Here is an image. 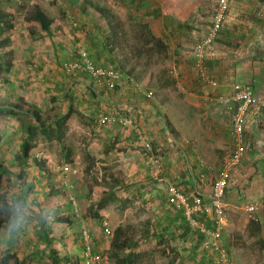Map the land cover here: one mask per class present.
I'll list each match as a JSON object with an SVG mask.
<instances>
[{"label": "crops", "instance_id": "crops-1", "mask_svg": "<svg viewBox=\"0 0 264 264\" xmlns=\"http://www.w3.org/2000/svg\"><path fill=\"white\" fill-rule=\"evenodd\" d=\"M140 2L142 3L136 7V13L130 12L126 19L116 12L127 35V44H132V47L139 49L141 54L143 51H157L168 57L171 55V68H177L175 72L180 78L177 85L178 95L183 96L182 99L173 92L167 93L170 84L166 76L158 81L154 78L155 83H151L153 78L149 76L150 70L147 69L155 63L154 59L150 62L144 60L142 64H138L135 60L141 56L136 55L130 65L131 67L135 65L133 71L124 72L132 75L144 91H151L152 96L148 97L136 89L137 93L133 96L136 103L127 102L122 95L125 91H133L134 87L130 84L118 86L122 89L120 95H95L93 98L99 105L89 106V112L77 107L73 112V123L77 116L84 115L86 117L84 124L90 136L96 133V129H100L104 136L102 148L105 152L119 154V165H123V168L118 166V169H115L118 164H115L113 171L110 166L105 167L108 172L104 177L109 183L119 181L122 170L133 171L131 179L140 187L137 191L141 197L148 196L151 203L156 206L155 212L166 216L170 209L164 198L166 184L174 179H181L180 188L183 192L197 191L205 201H208L210 182L217 175L222 160L231 151V109L223 108L213 101V97L228 93L227 85L231 82L246 83L253 80L264 85V23L254 16L255 11H264V0H230L225 22L208 45L205 56L208 74L217 82L214 88H205L197 80L191 48L186 52L184 40L187 37L183 39L184 25L190 27L196 20L198 26L200 25L201 18L198 12L203 0ZM169 2L167 10L166 3ZM134 3L129 5L134 8ZM196 11L197 14L194 15ZM189 17L193 19L190 20ZM200 22L204 23L201 24L200 34L192 36L197 37L194 42L204 34L207 27L206 20ZM131 23L134 24V30L130 33L128 27L133 26ZM115 56L116 59L119 58L118 55ZM146 57L148 55L144 56ZM138 67L144 71L141 83L136 75L134 77L132 74ZM168 71L174 72L173 69ZM158 86H161V90H158ZM192 91L195 94H191ZM207 92L212 100L200 97ZM260 92H264V86ZM174 104L177 107L175 109L172 108ZM99 113L125 116L129 118L130 126H122L117 121L116 124L110 121L103 126L98 123L96 125ZM165 119L174 129L175 135L170 131ZM80 123L83 124V121L80 120ZM132 125L141 127L142 133L136 134L131 128ZM244 143L245 152L241 160L231 168L226 182L225 224L221 235L222 243L227 242L231 245L228 248L230 255L237 260L255 257L253 254L261 257L260 253L264 248V211L258 212L255 222L247 221L242 213V206L245 203L264 200L263 115L254 113L246 119ZM177 146L181 154L175 151ZM155 166L160 168L162 180L154 177ZM142 184L146 186L143 187ZM123 193L128 194L124 191ZM169 216L178 218L177 226L186 223L179 210L171 211ZM196 216L202 218L208 227L211 226L209 217ZM3 226H0V255L9 242L8 230L5 233Z\"/></svg>", "mask_w": 264, "mask_h": 264}, {"label": "rangeland", "instance_id": "rangeland-1", "mask_svg": "<svg viewBox=\"0 0 264 264\" xmlns=\"http://www.w3.org/2000/svg\"><path fill=\"white\" fill-rule=\"evenodd\" d=\"M94 1L109 5L124 19L128 18L127 16H129L130 12L136 13L137 11L136 7L132 8L130 6L133 2L131 3L129 0ZM34 3L39 4L41 9L53 19L47 34L43 31H31L26 23V16L31 11ZM126 5L129 7H126ZM213 5L214 0H203V3L199 5L201 6L198 12V16L201 18L199 19L200 21L206 20L209 22ZM0 7L12 15V28L7 30V32L13 49L11 67L8 71H0V82H4L2 87L0 83V103L20 95L27 101L37 104L43 116L63 112L68 102L67 95H63L60 90L62 74H64L61 72V63L64 59L72 57L78 50L86 52L82 46L80 31L76 28L73 18V12L76 8L73 9L74 7L68 6L67 0H0ZM195 14H197V11ZM189 18L190 20L193 19L192 17ZM196 21V25L193 23L190 27L183 26V34H185L183 39L187 37L184 40L187 48L186 52H189L192 43L197 38L192 36L200 34L201 24L204 23L199 21L200 25L198 26V21ZM132 25L128 27V32L130 33L134 30V24ZM128 36L132 40L129 33ZM129 45L133 46L132 44ZM115 55L119 56V52L116 51ZM145 55H148V57L144 58ZM139 56L141 57L135 60L138 64H142L144 60H149L150 62L154 59L155 63L151 65V68L147 69L150 70L149 76L153 78L151 83H155L154 78L158 81L166 76L168 84L171 86H168L167 93L173 92L182 99L183 96L178 95L179 89L177 86L180 78H178L179 74L175 72L177 68H171V55L168 57L157 51H143L142 54L140 52ZM133 60L134 58L120 66V68L123 71H128L129 69L133 71L135 65L130 68ZM156 60L158 61L157 63ZM172 69L174 72L168 71ZM136 71L138 72L135 73ZM143 72L138 67L132 73L134 77L136 75L140 83ZM171 77L172 79H169ZM85 85V83L77 82L76 85L69 88L71 91L70 96H73L72 88L81 91L85 89ZM94 87L96 89L100 88L97 85H94ZM166 87L167 85H165V89ZM158 90H161V86H158ZM52 96H57L58 98L53 100ZM172 108L175 109L177 107L174 104ZM73 115L74 113L67 120L64 136V142L71 148L72 160L64 157L60 144L56 140H49L38 133L36 143L30 150L29 161L25 165L30 172L28 181L34 184L32 189L34 196H40L38 194L41 180L39 176L41 169H44L45 183L48 184V187L58 188L63 195L64 204L61 207V211L72 215L71 213L73 212L68 199L70 194L74 196L77 202L78 216L73 219L71 225L62 231V236L66 239L53 238L49 234L50 238H53L51 244L60 256L75 257L81 255L82 240L80 231L82 228L90 230L96 249L108 255L112 230L118 224L132 227L135 230L133 237L138 240L144 234L147 223L154 217L156 206L151 203V199L148 196L141 197V194L135 189V194L129 190L130 192L126 195L123 193L124 190L116 189L114 191L115 199L108 200L106 205L98 210L99 216L93 214L98 194L101 190L107 191L111 186L109 180L104 177L105 173L107 174L108 172L105 167L110 166L112 168L111 171H113L114 168L118 169V166L123 168V165H119V154H109L102 148L104 136L101 130L96 129V133L90 136L84 124L86 117L79 115L73 123ZM28 120V117L24 115L0 114V157L6 158L9 163L15 165L16 167L13 168L15 170L18 169L20 161L18 156L19 143L22 135L25 134L24 125ZM80 120L83 121V124L80 123ZM113 123L116 124V121H113ZM181 125L183 126V124ZM37 161L40 166L36 164ZM115 164H118L117 167H114L116 166ZM121 172L119 181L123 183L135 182V180L131 179L134 175L133 171L122 170ZM118 175L120 177V173ZM1 184L3 189L19 188V181L15 171L10 173L9 180L3 178ZM22 197L20 194L15 199L10 198L8 200L9 205L15 209L16 203ZM26 198L27 202L22 207L24 211L20 210L16 219V223L20 224V226L16 228L10 249H12V252H16L19 257L24 256L26 258L25 264H51L48 250L44 245L46 238L42 236L37 220L38 212L34 210L30 203L32 199H29V195ZM0 204H2L1 201ZM47 216L48 219L51 217L50 215ZM2 217L4 215L0 212V218ZM105 226L110 228L109 235L105 234ZM6 231L7 229L4 228L5 233ZM157 238V236L153 237L152 240H157ZM174 238V236H171L168 240L171 244L170 248L174 247L173 251L168 249L167 244H164L165 246L162 245L164 252L161 250L162 248L154 249L153 243L147 242L146 246L150 247L151 251L145 256L141 264H169L172 259L176 258L175 256H182V250L186 254L184 251L186 250L185 247H182V241L179 240L177 242ZM176 253L178 254L176 255ZM260 254L261 257L258 254H253V256H256L241 260L233 259L231 255L232 264H264V248ZM190 260H193L194 264H199L196 256L185 257L184 264H189ZM7 264H15L14 259H10ZM109 264H113L112 261Z\"/></svg>", "mask_w": 264, "mask_h": 264}, {"label": "trees", "instance_id": "trees-1", "mask_svg": "<svg viewBox=\"0 0 264 264\" xmlns=\"http://www.w3.org/2000/svg\"><path fill=\"white\" fill-rule=\"evenodd\" d=\"M67 1L68 6L74 7L73 9L76 8L73 12L76 28L80 31L82 46L86 50L88 58L94 65L121 69L120 66L130 62L134 56L140 55L139 49L127 44V35L125 34L122 21L110 6L94 0ZM132 1L135 2L133 4L135 7H138L140 3H142L140 2L141 0ZM166 5L165 9L167 8L168 10L170 2L168 4L166 3ZM11 17V13L6 12L0 7V71H8L12 65L13 49L10 45V36L7 32V30L12 28ZM52 22L53 19L48 16L37 3L32 5L31 11L26 16V23L33 32L43 31L46 34L49 33V28ZM116 51L119 52L118 59H116L115 56ZM77 57L78 52L76 51L72 57L66 58V60L75 59ZM128 71L131 72L130 69ZM77 82L85 83V89L77 91L72 88L73 96H70L71 91L69 88L76 85ZM0 83L2 87L4 82ZM94 85L95 84L92 82L91 78L82 71L62 74L60 90L63 95H67L68 105L61 113H53L43 116L41 109L37 104L27 101L20 95L11 100H6L4 103H0V114L24 115L29 119L24 125L25 134L22 135L19 143L18 156L20 157V161L18 169H13L16 167L15 165L9 163L6 158L0 157V201L2 202V204H0V212L4 215V217L0 218V226L4 225L3 227L6 228L9 233V242L7 248L3 250L0 255V264H7L12 258L14 259L15 264H25L26 258L24 256L19 257L16 252H12L10 247L13 242L16 228L20 226V224L16 223V219L19 215L18 213L20 210L24 211L22 207L26 204V196L28 197V195L30 197L29 199H32L30 203L34 210L38 212L37 220L40 230L42 231V236L46 238V243L44 245L48 250L51 264H81V255L75 257H62L51 244L53 238H59L62 240L66 239L62 236V231L72 224L76 214L73 211V213H71L72 215L61 211V207L64 204L63 195L58 188L53 186L48 187V184L45 183L44 169H41L42 171L39 176L41 180L38 194H40V196H34L35 194L32 190L34 184L33 182L29 183L28 181L30 172L25 165L29 161L30 150L34 143H36L38 133L49 140H56V142L60 144L64 157L68 160H72L71 148L64 142L67 120L70 115L77 107L89 112V106L95 104L98 106V101L93 98L97 94L101 96H117L120 95V92L122 91L120 87L109 89L104 86H99L100 88L96 89ZM135 91V88L133 91H125L122 96L127 102L136 103V100L133 98L135 93H137V91ZM52 99H57V96H52ZM106 114L107 113L101 115L99 113L98 115L103 116ZM126 115L128 116V114ZM98 118L96 123H98ZM165 120L170 131L175 135L176 133L174 132V129L167 122V119ZM103 125L104 124L101 126ZM164 135L163 131L162 137ZM154 143H152L153 146ZM175 151L181 154L178 146ZM36 164L40 166L38 161ZM13 171H15L16 177L18 178L19 188L3 189L1 184L2 179L6 178L9 180L10 173ZM180 182L181 179L172 180V183L182 190L180 188ZM142 186L145 187L146 185L142 184ZM139 188L138 184L133 181L128 183L120 181L114 182L107 191L101 190L98 194L93 214L99 216L98 210L104 207L108 200L115 199L114 191L116 189L127 191V193L132 191V193L135 194L134 189L138 190ZM20 194L23 197L18 203H16V208L14 209L9 205L8 200L10 198L15 199ZM164 198L170 206L168 214L162 216V214L156 212L153 219L147 223V226L144 229V234L138 240H135L133 237L135 230L132 227H125L122 224H118L112 230L108 251L109 261H112L113 264H141L145 256L151 251L150 247L146 246L147 242L153 243L154 249H161L163 247L162 245L167 244L166 246L168 249L173 251L174 247L170 248L171 244L168 240L171 236H174V239L182 240V247H185L186 250L184 251L186 254H184L182 250V256H175L176 258L172 259L169 264H184V258L187 256H196L199 264H214L207 252L202 251L200 248L202 236H194L190 227H188L186 223L177 226V219L169 216L171 211L176 209L169 201L167 194L164 195ZM47 215H50L51 217L48 219ZM174 230L177 231L175 232ZM49 234H51L53 238H50ZM156 236L158 237L157 240H152V238ZM189 241L192 242V245L189 244ZM223 245L229 252L228 248L231 245L227 242H224ZM161 250L165 252L163 248ZM177 254L178 253H176V255ZM189 264H194V261L190 260Z\"/></svg>", "mask_w": 264, "mask_h": 264}, {"label": "built area", "instance_id": "built-area-1", "mask_svg": "<svg viewBox=\"0 0 264 264\" xmlns=\"http://www.w3.org/2000/svg\"><path fill=\"white\" fill-rule=\"evenodd\" d=\"M230 0H214L211 16L204 34L196 40L191 46V55L195 76L205 88H214L217 82L212 80L208 74L205 64L208 45L215 37L216 32L224 24ZM254 16L264 23V11L257 10ZM61 70L65 74L82 71L91 78L97 86H104L109 89L132 85L135 89L145 93L146 96H152L151 91H144L133 79L132 75L123 70L114 67L96 66L88 58L87 53L78 50V57L70 60H63ZM256 84V87H255ZM229 91L225 94H218L213 97V101L225 109H231L230 113V136L232 139V148L228 155L222 160L217 175L210 182L208 201H205L197 191L185 193L175 186L172 182L166 184V194L169 201L176 210L182 212L184 220L190 227L194 236H202L200 248L207 252L214 264H232L230 252L224 247L221 241L223 226L225 224L224 211V190L230 170L242 158L245 152L244 128L246 119L258 113L264 117V92L261 93L262 84L250 80L246 83L231 82L228 83ZM195 94L194 91L190 92ZM205 100H212L208 92L202 94ZM110 121H117L122 126H130L129 118L125 116L106 114L99 118L98 124L102 125ZM131 128L136 134H141L142 129L139 126L132 125ZM148 147L149 145L146 144ZM160 168L154 167V177L162 180ZM72 211L78 216L77 202L73 195L68 196ZM264 211V200L258 202L245 203L242 206L243 217L247 221L255 222L258 218V212ZM196 215L209 217L211 226L208 227L204 220ZM105 234H110V228L105 226ZM82 240L81 264H109V257L101 250L96 249L94 238L90 230L82 228L80 231ZM192 245V242L189 241Z\"/></svg>", "mask_w": 264, "mask_h": 264}]
</instances>
